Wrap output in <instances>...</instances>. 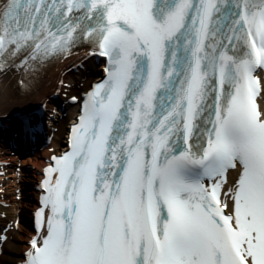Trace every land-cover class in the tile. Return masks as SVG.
<instances>
[{"label":"snow or ice","instance_id":"6c2138e0","mask_svg":"<svg viewBox=\"0 0 264 264\" xmlns=\"http://www.w3.org/2000/svg\"><path fill=\"white\" fill-rule=\"evenodd\" d=\"M78 29L107 79L46 170L27 264H264V0H8L0 55L65 52Z\"/></svg>","mask_w":264,"mask_h":264},{"label":"bare ground","instance_id":"6f19581e","mask_svg":"<svg viewBox=\"0 0 264 264\" xmlns=\"http://www.w3.org/2000/svg\"><path fill=\"white\" fill-rule=\"evenodd\" d=\"M70 61H74V58H72ZM70 61L53 66L48 71V73L45 74L44 78L39 81V85L35 87L37 89L27 97H22L21 95H19V89L14 86V82L16 79L13 78L14 76L12 74H6L2 76L0 82V115L8 114L18 108L35 107L37 106V104L45 102L57 89H64V87H60L58 84L60 80L63 79V77L66 80V77L69 78L71 76V73L69 75L67 74V76L63 75V72L69 67ZM71 78L72 77H70L69 79ZM71 81L74 80L71 79ZM84 81L85 79L82 82ZM76 82L80 81L77 80ZM74 86L75 85L72 84L73 89H70L69 92L75 91L76 88ZM58 139H60L59 135L55 137L54 144L58 143ZM4 152H7V150H3L0 148V156ZM3 170H5V168ZM5 171H8V174L10 173L8 175L9 181H7L6 186H4L5 178L0 177V196H2L1 193L4 192V188L6 187L7 191L5 193L7 195H12V193L16 191L15 189H24L23 180H21L17 175L16 170L10 171L8 169ZM6 198H10L11 206L7 209L0 206V232H2L6 228H10L7 235L9 237V240L11 239V242H8V244H6V252H4L3 256L0 258V264H12V262L20 257L21 253L26 248L25 243L27 241V237L24 234L15 232V230H11V227H13V224H11V222L14 221V219L17 217L18 209L24 207L28 211V205L27 203H24V205H19L16 200V196H8ZM24 214L25 213L22 212L21 216ZM24 229L25 228L23 227L22 230ZM26 232L28 231L26 230Z\"/></svg>","mask_w":264,"mask_h":264},{"label":"rangeland","instance_id":"374dc122","mask_svg":"<svg viewBox=\"0 0 264 264\" xmlns=\"http://www.w3.org/2000/svg\"><path fill=\"white\" fill-rule=\"evenodd\" d=\"M5 148V147H4ZM14 166V165H13ZM7 196H10V195H7ZM11 196H13V194L11 195Z\"/></svg>","mask_w":264,"mask_h":264}]
</instances>
